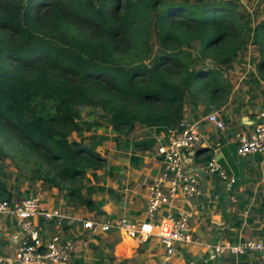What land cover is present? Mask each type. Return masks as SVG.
<instances>
[{
	"label": "trees",
	"instance_id": "1",
	"mask_svg": "<svg viewBox=\"0 0 264 264\" xmlns=\"http://www.w3.org/2000/svg\"><path fill=\"white\" fill-rule=\"evenodd\" d=\"M240 1L0 0L1 157L28 148L49 165L37 160L31 181L91 209L84 178L103 160L70 137L104 126L82 109H99L114 133L129 135L177 124L188 101L225 106L233 85L224 74L250 41L264 79V19L254 24ZM5 178L1 166L0 201H12Z\"/></svg>",
	"mask_w": 264,
	"mask_h": 264
},
{
	"label": "crops",
	"instance_id": "2",
	"mask_svg": "<svg viewBox=\"0 0 264 264\" xmlns=\"http://www.w3.org/2000/svg\"><path fill=\"white\" fill-rule=\"evenodd\" d=\"M241 75L243 81L244 73ZM244 83L249 97L240 105L230 98L223 106L222 130L207 122L212 109L203 105L194 109L190 104L184 108V119L196 123L202 135V144L186 152V163L199 167L215 157L229 175V180L205 176L203 195L192 207H187L181 199L174 203V211L188 214L194 234L207 244L264 237V154L245 158L237 154L239 136L253 131L256 115L264 108V79L256 75ZM240 129L243 131L236 132ZM85 139L89 143L85 146L94 149L103 160L101 167L89 170L84 178L81 195L92 201L91 209L75 198L68 201L67 189L43 181L23 188L20 176H16L15 186L6 185L12 200L25 199L36 192L46 209H60L76 218L146 219L149 186L163 169L157 151L168 142L165 128L137 126L129 135H118L111 126H106L96 133H86ZM164 214L165 210H161L158 219ZM36 224L45 242L57 232L52 222L37 219ZM63 236L76 246L70 264H234L237 261L230 256L211 261L209 250L202 246L178 245L176 252L168 256L158 238L142 242L119 233L93 235L82 223L65 226ZM22 238L15 220L0 216V256L13 257ZM248 259L253 262V258ZM248 259L241 257V264H251ZM254 264H258L257 260Z\"/></svg>",
	"mask_w": 264,
	"mask_h": 264
},
{
	"label": "built area",
	"instance_id": "3",
	"mask_svg": "<svg viewBox=\"0 0 264 264\" xmlns=\"http://www.w3.org/2000/svg\"><path fill=\"white\" fill-rule=\"evenodd\" d=\"M249 12L252 13V10ZM255 119L253 131L238 138L237 154L241 158L264 154V108ZM207 122L221 130L225 127L220 110L210 113ZM165 132L168 142L157 151L163 169L149 186L146 219L76 218L60 209H46L38 195H30L21 200L0 201V216L15 220L23 235L14 256H0V264H70L76 246L72 240L64 238L63 230L73 223H82L84 229L93 235L119 233L142 242L158 238L168 256L176 252L178 245L202 246L209 250L208 259L211 261L230 256L236 258L234 264H241L240 258L246 256L253 258L251 264L256 260L258 264H264V237L237 243L207 244L194 234L190 216L174 211L177 200L181 199L187 207H192L194 201L202 197V181L205 176H219L229 180V175L215 157L199 167H191L186 163V152L202 144V135L196 123L183 118L177 124L165 128ZM161 210H165V214L158 219ZM37 219L52 222L57 228V232L47 242L36 224Z\"/></svg>",
	"mask_w": 264,
	"mask_h": 264
},
{
	"label": "rangeland",
	"instance_id": "4",
	"mask_svg": "<svg viewBox=\"0 0 264 264\" xmlns=\"http://www.w3.org/2000/svg\"><path fill=\"white\" fill-rule=\"evenodd\" d=\"M240 4L242 5V10L250 14L251 17L254 18V24L255 22H259L264 19V8H263L264 3L262 2V0H241ZM250 10H252V13L249 12ZM258 60H259V54H258L256 45L252 43V41H250L248 44L247 50L243 54H241V56L236 60L233 67L230 68V70H228L224 74L225 79L233 85V91L229 99L233 98L234 103L240 105L245 101V99H247V97H249L247 89H245L244 81L247 78L250 79L252 78V76L256 78V75H259L258 70L256 68V64L258 63ZM248 65L250 66L248 67ZM238 68H240L241 70ZM241 73H244V76H245V79H243V81H242L243 75H241ZM188 104H189V101L187 102V105ZM200 105L206 106L204 105V103H200ZM207 107L208 106H206V108ZM222 108L223 107L221 108L213 107V109L212 108L210 109L215 111V110H221ZM102 115L103 113L99 109H96V108H83L82 109L83 120L93 121V122L99 121L103 123L104 127H106L108 126L107 118L106 117L101 118ZM242 131H243L242 129L236 130V132H242ZM92 132L96 133L97 130H92L91 133ZM70 138L71 140H77V141L83 140L85 145H89V143L86 142V140L88 139H85L84 141V138L83 139L78 138L77 135L74 133L71 135ZM24 150L26 152L25 156H23L22 154H18L17 157L13 155V156H9L3 159L0 154V168L1 166L3 167V172L4 174L7 175V178H5L4 180H6V185L10 187L15 186L14 184H16L15 183L16 176L20 175V171L17 167V164L21 165V167L23 168V170L26 172V175H27V176H22V180H20V183L23 185V188L28 186L30 183H35V181H31L29 177L34 176V169L37 166L36 165L37 160L42 162L44 164L45 169L48 170L49 165L47 162L40 159V157H38L37 155L32 154L28 150V148H24ZM23 157H24V160L21 161L20 159H22ZM2 161H4V163H2ZM32 195H37V194L36 192H32ZM250 262L252 261L248 259V263Z\"/></svg>",
	"mask_w": 264,
	"mask_h": 264
}]
</instances>
